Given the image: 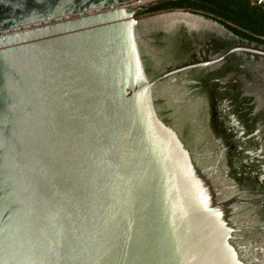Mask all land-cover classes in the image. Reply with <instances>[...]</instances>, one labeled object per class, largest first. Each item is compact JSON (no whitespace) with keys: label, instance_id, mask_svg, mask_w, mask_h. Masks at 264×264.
Masks as SVG:
<instances>
[{"label":"water","instance_id":"water-1","mask_svg":"<svg viewBox=\"0 0 264 264\" xmlns=\"http://www.w3.org/2000/svg\"><path fill=\"white\" fill-rule=\"evenodd\" d=\"M168 1L0 0V264H264V43Z\"/></svg>","mask_w":264,"mask_h":264},{"label":"trees","instance_id":"trees-1","mask_svg":"<svg viewBox=\"0 0 264 264\" xmlns=\"http://www.w3.org/2000/svg\"><path fill=\"white\" fill-rule=\"evenodd\" d=\"M212 5H197L218 16L219 21L240 36L264 43V5L253 0H204ZM184 1L175 3L180 5Z\"/></svg>","mask_w":264,"mask_h":264},{"label":"flooded vegetation","instance_id":"flooded-vegetation-1","mask_svg":"<svg viewBox=\"0 0 264 264\" xmlns=\"http://www.w3.org/2000/svg\"><path fill=\"white\" fill-rule=\"evenodd\" d=\"M181 1H184V3L183 4L179 3L180 5H174L175 3H178ZM191 3H195L197 5H212L209 2L204 1V0H171V1H168V2H166L160 6L155 7L154 9L150 10L149 12L151 13V12H159V11H163V10L184 9V10L199 12V13L205 14L207 16H210V17H213V18L219 20L218 16L216 14L210 13V12L206 11L205 9L198 8L197 5H195V4L193 5Z\"/></svg>","mask_w":264,"mask_h":264},{"label":"bare ground","instance_id":"bare-ground-1","mask_svg":"<svg viewBox=\"0 0 264 264\" xmlns=\"http://www.w3.org/2000/svg\"><path fill=\"white\" fill-rule=\"evenodd\" d=\"M150 1H154V0H140V1H137V2L138 3H147V2H150ZM137 2H136V4H138Z\"/></svg>","mask_w":264,"mask_h":264},{"label":"rangeland","instance_id":"rangeland-1","mask_svg":"<svg viewBox=\"0 0 264 264\" xmlns=\"http://www.w3.org/2000/svg\"><path fill=\"white\" fill-rule=\"evenodd\" d=\"M138 1V0H137Z\"/></svg>","mask_w":264,"mask_h":264}]
</instances>
